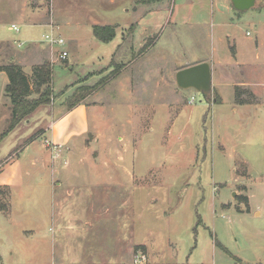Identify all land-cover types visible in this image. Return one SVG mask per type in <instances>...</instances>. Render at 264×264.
Returning <instances> with one entry per match:
<instances>
[{"label": "rangeland", "instance_id": "obj_1", "mask_svg": "<svg viewBox=\"0 0 264 264\" xmlns=\"http://www.w3.org/2000/svg\"><path fill=\"white\" fill-rule=\"evenodd\" d=\"M140 3L147 5L140 8ZM51 20L66 46L45 42L53 32ZM96 25L114 28L115 39L97 40ZM123 37L135 41L133 50ZM0 41H7L0 42V67L15 60L33 88L35 67L58 59L52 64L51 104L33 114L46 118L57 108L66 110L73 97H62L66 86L84 81L76 93L94 92L89 102V118L94 119L80 146L87 145L89 158L108 159L119 158L128 143L125 157L135 160L128 171L148 181L130 207L134 216L127 219L119 184L128 175L121 168H114L111 179L104 175L96 188L86 175L63 177V186L54 187L52 174L30 166L32 147L15 146L9 152L21 165L0 177H14L18 221L6 226L0 217V264H134L128 252L134 223L135 243L155 242L165 252L162 262L146 247L135 248L147 257L145 264H264V0L246 12L236 11L229 0H0ZM230 44L236 45L243 68L235 65L221 79L249 83L251 88L241 89L246 99L255 93L253 103L237 106L229 84L206 98L178 87L174 69L214 59L220 51L230 55ZM62 50L68 51V60L60 59ZM126 66L130 68L113 79ZM141 66L144 70L138 71ZM140 75L148 80L143 92L130 95L140 88ZM6 81L0 77V114H10ZM214 97L221 103L214 104ZM31 116L22 123L26 133L39 117ZM6 127L1 124L0 134ZM136 137L140 141L134 152ZM68 152L53 159L66 160L72 155ZM27 171L31 176H25ZM76 185L84 186L77 188L80 193H110V202L90 196L70 200L64 216L53 218L58 215L54 191H76ZM7 192L0 189L2 199ZM256 209L261 216H254Z\"/></svg>", "mask_w": 264, "mask_h": 264}, {"label": "crops", "instance_id": "obj_2", "mask_svg": "<svg viewBox=\"0 0 264 264\" xmlns=\"http://www.w3.org/2000/svg\"><path fill=\"white\" fill-rule=\"evenodd\" d=\"M229 1L231 2V0H229ZM136 2H137V0H136ZM145 5H147V4H144V5L141 4L140 8H142V6H145ZM148 5H150V4H148ZM150 11H151V9L147 10V12H150ZM142 13L143 12L141 11V14ZM218 13H219V11H218ZM221 19H222V16H221ZM52 22L53 21L51 20L50 27L52 28V31L54 32L55 29L57 31L58 29L52 24ZM223 26H226V25H223ZM123 38H124V43L130 44L129 50H133L135 48V45H134L135 41L132 44L131 42H129L130 37H123ZM0 42H7V41H0ZM9 43L12 45L16 44V42H9ZM32 43H35V42L25 43L24 47H26V44L28 47ZM77 43H78V41H77ZM122 44L120 46H122ZM75 48L78 49L79 45ZM233 50H234V53L232 52ZM238 53L239 52L236 49V45L230 44V55L225 54V52L220 51L219 53L218 52L216 53V56L214 59H211V60L203 59L201 61L195 62L194 64L190 65L189 67L195 66V65H198L201 63H206V62L210 63L211 67H212V75H213V90L217 89V87H222L223 84H225V85L229 84L228 86L230 88H233V90H234V102H235L236 101V90H235L236 87L251 88L250 84L245 83L244 81L238 80V79L236 80V83H233L229 79L225 80V79H221V78H223V75L229 73V71H234L235 65H241V67H242V64H240L237 61L238 60V57H237ZM139 54L142 55V54H144V52L141 51ZM137 55H138V53H137ZM222 60H225V61H222ZM14 61L15 60L10 61V62H14ZM55 61H58V59L53 60L52 62L54 63ZM145 67L147 69L149 67L150 72L157 70L155 68H151L152 66H145ZM129 68H130L129 66H126L125 68H123L121 70V72L119 74H116V76L113 79L118 78L119 75L126 72ZM185 68H188V67H184V68L178 67V68L174 69L175 75L177 74L178 71L185 69ZM143 70H144V66H141L138 71H143ZM147 75H149V74H147ZM140 76H141L140 81H139L140 88H137L136 91L135 90H131V92L129 91L128 93L130 95H134V93H135L136 95H134V96L138 97V95L141 92H143L141 87H144L145 83L148 80L145 81L143 78V75H140ZM0 77H4V78H6V80L8 79V76L3 72H0ZM111 81H112V79H111ZM8 82H9V79H8ZM8 82L6 81L7 84H8ZM81 82H83V83H81ZM224 82H227V83H224ZM81 87H84V81L79 80L78 82H73L72 84L66 86L65 92L63 93L62 97L68 98L70 96H74L76 91L78 89H80ZM250 91L252 93H254L253 90H250ZM93 94H94V92L92 94L87 95L85 98H83L81 103L79 105H77L75 108H73L72 110H69V108H67L64 111H58V108H57L52 114H47V116H45L46 118H42L43 114H33L31 117H34L35 115H39V117L37 118V123L33 127L34 130L32 129L31 132L26 133V131L28 129L26 131L23 130V128H22L23 127L22 123L24 122L23 121L5 139H3L2 141L0 140V173H3L6 169H12L14 165H19V164L21 165V163L19 161H15L14 155H10L11 153L9 152V150L13 149L17 145L22 146L25 144H26V146L30 145L29 148L32 147V149L29 152V154H30L29 155V162L32 163V165H30V166L37 168L41 174L46 175V173H48V172H49L48 174H52V178L50 180V185L54 186V187L55 186L56 187L57 186L58 187L63 186V183H61V180H60L63 177H72V178H75L77 180L78 178L82 177L83 175H86L89 178V180L95 181V183H97L94 186L92 185V183H90V186L92 188L93 187L96 188V187H98L97 185H99V184L101 185V183H99V181H105L104 178L111 179L114 168L119 167L128 175L127 181L123 184L122 183L119 184V189H121V191H119V193L122 194V198H123L122 205L124 207L127 206L129 208V210L127 212V219H128V218L134 216V213H132L133 211H130V207L133 208V200L137 199L138 190H141L142 188H144L145 184L148 181L145 182L143 179H139L134 172L128 171L129 167H133V166L135 167V160L133 159L132 161H129L127 159V157H125L129 151V149H130L127 146V145H129L128 143H125L126 147H124V152L121 149V151H120L121 155L119 158L118 157H116V158L110 157L108 159H106V158L96 159L93 157L89 158L88 157L89 152H88L87 145L80 146L81 145L80 141L82 139H84L86 135H88L90 133V130H91L90 125L94 119L93 117H92V120H91V118H89L90 117L89 111L93 110V106H91L89 103L90 99H92V97H93ZM256 97H257V95H256ZM137 101L138 100H136V102ZM237 106H239V105H237ZM61 107H62V105L59 106V110H61L60 109ZM55 113H57V114H55ZM10 116H11V114H0V126L2 123L4 124V126H7L8 121L10 119ZM49 120H50V122H49ZM25 121H27V123H29V119L25 120ZM131 124L133 125L134 123L132 122ZM37 131H40V134L36 138L31 139L32 136ZM0 132H1V130H0ZM170 133H171V131H170ZM0 136H1V134H0ZM120 139H121V141L124 140L123 138H120ZM134 140H135L134 141V145H135L134 152H135V151H137L138 141H140V140L137 137ZM126 142H127V138H126ZM4 146H6V147L8 146L6 152H5L6 149H4L2 151ZM59 150H61L60 154H59V152H60ZM66 150H67V152L72 151L71 157H69L66 160L62 159V158L57 159V160L53 159L52 155L56 154L57 156L60 155V157H62L63 156L62 154ZM109 154H110V156L113 155V153H111V152ZM76 155H78L80 158L79 157L76 158ZM18 158H19V156H18ZM31 174L32 173L30 171H27L25 176L29 177V176H31ZM103 176H104V178H103ZM48 183H49V181H48ZM71 186H73V183H71ZM14 187H15V181H14L13 175L9 176L5 179H1V177H0V189H5L8 191L6 194V197H3V199L1 198L3 204L6 206L5 210L4 211L0 210V217L3 219L6 226L14 225L18 221L16 218V211H15L13 203H12V195H13V188ZM78 187H84V186H82V185L77 186L76 185L75 186L76 191L75 190L73 191V189L69 188L66 191V193L61 192V191L60 192L54 191V193H53V196H54L53 203L55 205L54 211L55 210L58 211V215L56 217H53V218L57 219L58 217L62 218L64 216L63 214L65 213L66 205L69 204L67 202H69L70 200L71 201L83 200V199H86L90 196V198H92V200H95L97 197H101L104 199V201H107V199H108L110 202V199H111L110 193H107V192L99 193V192H95V191H92L90 193H86V192L80 193V192H77ZM122 189H123V191H122ZM123 194H124V196H123ZM234 195H235V192H234ZM250 199H252L251 196H250ZM95 204L96 203L93 202L94 208L96 207ZM250 204H251V201H250ZM72 205L74 206V202H72ZM107 209H109V208H107ZM252 210H253V208L251 207V211ZM253 213H254V216H256V217L257 216L259 217L262 214L258 209L254 210ZM140 218H141V216L139 217V219ZM63 220H64V218H63ZM126 228H127V226H126ZM135 232H137V225L134 223L133 225H131V230H130V236H132L131 234H133V237L130 238V241L128 240V244L130 245L128 252L131 254V257H133V260H135L136 254L140 252V251L136 252L135 248L140 247V248L145 249V247H146L145 252H148L149 255L152 256V258L161 259V261L164 262L165 261V252L161 253L159 251V249L157 248V244L155 242H153L152 245H150L148 243V241L144 242V243H135V241H136L134 239ZM126 236H127V232H126ZM236 259H237L238 263L243 262L242 259H240V258H236ZM119 262H121L119 264H126L124 262L122 263V261H119ZM228 264H230V263H228Z\"/></svg>", "mask_w": 264, "mask_h": 264}, {"label": "trees", "instance_id": "obj_3", "mask_svg": "<svg viewBox=\"0 0 264 264\" xmlns=\"http://www.w3.org/2000/svg\"><path fill=\"white\" fill-rule=\"evenodd\" d=\"M158 2L159 0H147V2ZM143 2V1H142ZM144 3V2H143ZM94 36L101 42L108 43L115 39L116 31L110 26L93 27ZM234 53V50L232 51ZM0 71L7 74L9 82L6 86L5 93L10 99V119L8 121L7 128L1 134L0 140L5 139L12 131H14L23 121L30 117L41 106H47L51 104L53 95V65L50 62H46L43 65H39L34 69V88L31 86L30 79L25 73L23 67L15 62H9L3 67H0ZM80 89H84L81 87ZM78 89V90H80ZM236 104L244 105L253 103L254 95L250 93L251 97L248 99L243 96L245 93L241 87H236ZM84 91V90H83ZM34 94L37 96L34 97ZM91 94L86 90L80 97L78 93L70 100L69 110H72L81 103L83 98ZM210 101V99L208 98ZM215 104L221 103V99L214 97ZM5 205L2 202L0 196V210H5Z\"/></svg>", "mask_w": 264, "mask_h": 264}, {"label": "water", "instance_id": "obj_4", "mask_svg": "<svg viewBox=\"0 0 264 264\" xmlns=\"http://www.w3.org/2000/svg\"><path fill=\"white\" fill-rule=\"evenodd\" d=\"M258 0H231L233 8L238 12H246L254 9ZM176 82L179 88L193 89L206 98L213 91V75L211 64L201 63L182 69L176 74Z\"/></svg>", "mask_w": 264, "mask_h": 264}, {"label": "built area", "instance_id": "obj_5", "mask_svg": "<svg viewBox=\"0 0 264 264\" xmlns=\"http://www.w3.org/2000/svg\"><path fill=\"white\" fill-rule=\"evenodd\" d=\"M13 29L16 30L17 32L19 31V29L17 28L16 25H13ZM249 35V33H248ZM45 42L47 44H49L51 47H56V48H60L63 46H66V41L59 35H55L54 32H52L51 34H48L45 36ZM69 58V53L66 50H62L61 55H60V59L62 60H68ZM147 262V257L142 254L139 253L138 255H136L135 260H134V264H145Z\"/></svg>", "mask_w": 264, "mask_h": 264}]
</instances>
